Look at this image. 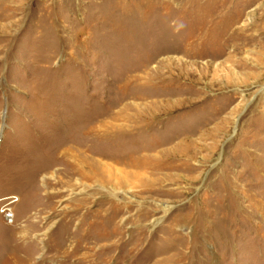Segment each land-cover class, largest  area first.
Here are the masks:
<instances>
[{
	"label": "rangeland",
	"instance_id": "374dc122",
	"mask_svg": "<svg viewBox=\"0 0 264 264\" xmlns=\"http://www.w3.org/2000/svg\"><path fill=\"white\" fill-rule=\"evenodd\" d=\"M6 194L0 264H264V0H0Z\"/></svg>",
	"mask_w": 264,
	"mask_h": 264
},
{
	"label": "built area",
	"instance_id": "2783aa9c",
	"mask_svg": "<svg viewBox=\"0 0 264 264\" xmlns=\"http://www.w3.org/2000/svg\"><path fill=\"white\" fill-rule=\"evenodd\" d=\"M15 195L6 194L0 196V214L4 218V220L8 223H11L13 220V212L11 209V204L15 201Z\"/></svg>",
	"mask_w": 264,
	"mask_h": 264
},
{
	"label": "bare ground",
	"instance_id": "6f19581e",
	"mask_svg": "<svg viewBox=\"0 0 264 264\" xmlns=\"http://www.w3.org/2000/svg\"><path fill=\"white\" fill-rule=\"evenodd\" d=\"M68 157H69V156H68ZM75 165H76V164H75ZM77 169H79V168H77ZM79 171H82V170L79 169ZM15 197H16V198H15V201H14V202H16V201L18 200V197H17L16 195H15ZM11 210L13 211V209H11ZM14 214H15V213L13 212V218H14ZM12 221H13V220H12ZM12 221H11V223H12Z\"/></svg>",
	"mask_w": 264,
	"mask_h": 264
}]
</instances>
